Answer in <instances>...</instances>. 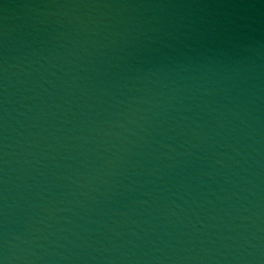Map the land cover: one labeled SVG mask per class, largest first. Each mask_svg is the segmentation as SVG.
Returning a JSON list of instances; mask_svg holds the SVG:
<instances>
[{"label": "water", "instance_id": "water-1", "mask_svg": "<svg viewBox=\"0 0 264 264\" xmlns=\"http://www.w3.org/2000/svg\"><path fill=\"white\" fill-rule=\"evenodd\" d=\"M0 264H264V0H0Z\"/></svg>", "mask_w": 264, "mask_h": 264}]
</instances>
